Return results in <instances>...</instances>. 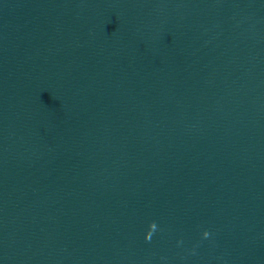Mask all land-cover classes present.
<instances>
[{
	"label": "water",
	"instance_id": "obj_1",
	"mask_svg": "<svg viewBox=\"0 0 264 264\" xmlns=\"http://www.w3.org/2000/svg\"><path fill=\"white\" fill-rule=\"evenodd\" d=\"M0 264H264V0H0Z\"/></svg>",
	"mask_w": 264,
	"mask_h": 264
}]
</instances>
